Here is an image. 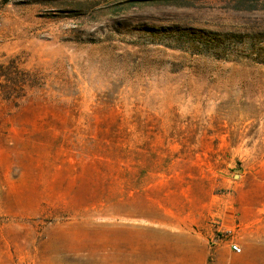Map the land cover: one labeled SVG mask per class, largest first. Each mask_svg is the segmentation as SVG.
I'll return each mask as SVG.
<instances>
[{"label": "rangeland", "instance_id": "obj_1", "mask_svg": "<svg viewBox=\"0 0 264 264\" xmlns=\"http://www.w3.org/2000/svg\"><path fill=\"white\" fill-rule=\"evenodd\" d=\"M10 62L0 264H200L199 202L264 192V0H0Z\"/></svg>", "mask_w": 264, "mask_h": 264}, {"label": "crops", "instance_id": "obj_2", "mask_svg": "<svg viewBox=\"0 0 264 264\" xmlns=\"http://www.w3.org/2000/svg\"><path fill=\"white\" fill-rule=\"evenodd\" d=\"M241 194H247L245 199ZM263 194L231 190L222 195L208 193L199 202V243L203 250L200 264L208 260L220 264L227 257H238L244 264H264ZM230 243L241 248V256L231 253Z\"/></svg>", "mask_w": 264, "mask_h": 264}, {"label": "trees", "instance_id": "obj_3", "mask_svg": "<svg viewBox=\"0 0 264 264\" xmlns=\"http://www.w3.org/2000/svg\"><path fill=\"white\" fill-rule=\"evenodd\" d=\"M10 69L8 67H4L3 65H0V79L3 78L4 82H5V88L2 90V95L3 98L2 100L8 102L11 98L10 94L13 91V87L19 86V82L17 81L16 77L12 76V74L10 73V70H16V67L14 66L13 62H10ZM34 79V77L29 81L30 82V86L29 88H34L36 85L35 83L32 81ZM25 86L23 83L19 86L22 87Z\"/></svg>", "mask_w": 264, "mask_h": 264}, {"label": "built area", "instance_id": "obj_4", "mask_svg": "<svg viewBox=\"0 0 264 264\" xmlns=\"http://www.w3.org/2000/svg\"><path fill=\"white\" fill-rule=\"evenodd\" d=\"M229 248L231 253H233L234 255H239L242 252L241 248L236 244H230Z\"/></svg>", "mask_w": 264, "mask_h": 264}]
</instances>
